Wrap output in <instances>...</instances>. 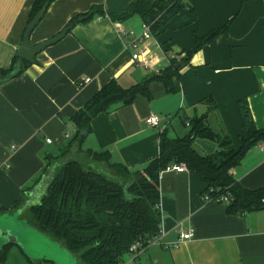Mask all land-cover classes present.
<instances>
[{
	"label": "crops",
	"instance_id": "0c3cea01",
	"mask_svg": "<svg viewBox=\"0 0 264 264\" xmlns=\"http://www.w3.org/2000/svg\"><path fill=\"white\" fill-rule=\"evenodd\" d=\"M134 1L54 0L47 7L31 34L32 45L55 36L94 6H102L106 16L78 21L62 39L37 54L20 75L0 85V208L31 190L53 157L73 154L87 160V150L108 151L112 162L133 170L142 168L159 154L162 131L145 123L150 113L162 117L171 138L189 132L184 117L207 113L211 128L229 135L235 147H240L242 102L256 126L264 129V0H186L192 9L184 8L158 36L145 41L150 67L133 59V51L108 17L123 13ZM34 2L0 0V69L12 65ZM229 21L227 36H218L187 64L178 65L180 77L174 79V92L152 81L150 97L139 94L131 104L97 114L81 149L73 145L67 151L76 131L73 115L106 83L115 79L129 87L160 73L172 59L180 61L186 55L195 34L203 37ZM122 23L126 29L141 32L139 16ZM86 77L90 80L81 84ZM67 131L73 133L71 138L65 137ZM194 146L203 154L217 149L207 139H197ZM233 175L246 189L264 188V152L258 144L233 169ZM205 187L194 170L163 171L160 242L138 254H125L122 264H264V208L230 214L225 204L203 200ZM9 215L18 214L0 211V219ZM22 225L32 229L21 233L16 228L21 244L12 243L6 253H0V264H72L60 246L40 237L30 225ZM186 232H192V238L181 239ZM24 234L43 240V247L28 246ZM5 241L0 238V248Z\"/></svg>",
	"mask_w": 264,
	"mask_h": 264
},
{
	"label": "trees",
	"instance_id": "16d2710c",
	"mask_svg": "<svg viewBox=\"0 0 264 264\" xmlns=\"http://www.w3.org/2000/svg\"><path fill=\"white\" fill-rule=\"evenodd\" d=\"M53 1L35 0L27 25L41 8L48 7ZM184 8L192 9L186 0H136L123 13L108 17L111 21L124 22L139 16L142 22L150 25L156 37ZM83 15L75 19L87 21L97 15L106 16V13L102 6L97 5ZM229 26L230 21L203 37L195 34L192 48L180 61L172 59L163 71L152 73L141 82L129 87H123L115 79L106 83L73 115L76 131L67 151L73 145L81 149L92 132L91 122L97 114L131 104L139 94L150 97L149 84L152 81H160L167 92H174V79L180 77L181 66L178 65L187 64L194 53L218 36H227ZM29 64L16 54L9 68L0 69V85L20 75ZM239 108L243 115L240 147H235L229 135L214 131L206 121L207 113H204L184 117V122L190 127L184 136L171 138L163 129L159 154L136 170L112 162L108 151L87 150L85 163L74 158L55 172L41 203L29 208L28 220L53 242L77 257L80 264H122L123 256L130 253V247L136 241L148 246L149 240L160 232V176L173 165L185 164L187 169L199 174L206 183L202 196L208 194L211 199L228 196V203H219L225 204L230 214L264 208V188L246 189L233 175V169L241 164L246 153L264 140V129L256 126L249 107L239 102ZM197 139L213 141L217 149L211 154H203L194 146ZM88 163L91 168H87ZM99 168L103 171L97 170ZM25 199L26 194L23 193L21 198L8 207H1L0 211L17 209ZM9 245L1 247L0 253H6Z\"/></svg>",
	"mask_w": 264,
	"mask_h": 264
},
{
	"label": "water",
	"instance_id": "95a60500",
	"mask_svg": "<svg viewBox=\"0 0 264 264\" xmlns=\"http://www.w3.org/2000/svg\"><path fill=\"white\" fill-rule=\"evenodd\" d=\"M47 10V7L44 6L41 8L38 13L34 16V18L31 20V22L27 25L25 29V33L23 35V40L21 41V46L17 51V55L30 63L34 62L36 59V55L45 50L48 46L51 44H54L58 42L60 39H62L74 26L75 23L78 22L81 18L74 19L73 21L69 22L66 27H64L58 34L55 36L41 41L37 44H31L30 37L35 29V27L40 23L43 16L45 15V12ZM75 146V145H74ZM76 148V147H75ZM79 159L81 162L85 163L86 159L85 156L82 157H75L73 154H67L64 157H58L56 159L51 160L50 165L48 166L47 170L43 174L42 178L34 185V187L31 190H28L26 192V199L24 203L17 209L12 210L13 212L17 213L19 215V219L23 224H28L34 229H36L38 232H40L36 226L28 220L27 213L31 206L41 203L42 197L47 191V188L51 182V180L54 177L55 172L68 160L71 159ZM17 215V216H18ZM42 233V232H40ZM43 234V233H42ZM46 235V234H44ZM47 236V235H46ZM49 237V236H48ZM0 238H4L6 241L2 245V247L9 243V244H21L20 238H19V230L18 229H12L7 226H1L0 225ZM50 238V237H49ZM51 240V239H50ZM54 244L57 242H53ZM60 246V245H58ZM61 247V246H60ZM62 248V247H61Z\"/></svg>",
	"mask_w": 264,
	"mask_h": 264
},
{
	"label": "built area",
	"instance_id": "2783aa9c",
	"mask_svg": "<svg viewBox=\"0 0 264 264\" xmlns=\"http://www.w3.org/2000/svg\"><path fill=\"white\" fill-rule=\"evenodd\" d=\"M99 18L101 19V16H99ZM113 22L115 23V28H116L117 32L125 41L127 48H129L133 51V59L145 67H150L151 66V60L148 56V49H147V47L144 46L145 41H148V40L154 38V35H153L151 28H150V25L143 22L142 26H141V32L137 34L131 29H126L122 22H120V21H113ZM89 80H90V78L86 77L81 82V84H83L84 82H88ZM145 123L151 127H157L161 131L164 129V125L162 123V117L157 113H150L145 118ZM72 135H73V133L71 131H67L65 133L66 138H71ZM47 142L51 143L52 142L51 138H47ZM258 148L264 152V140L258 143ZM169 168L176 169L178 171H183V170L187 169L185 164H177V165H173ZM203 200L205 202H209V201H215L218 203L220 201H222L223 203L229 202V198L226 195H223L217 199H211V197L208 194H205V195H203ZM263 202H264V200H263ZM161 235H162V230H160V232L157 235L153 236L149 240L148 245L159 243ZM192 236H193L192 232H186V233H183L181 235V239H190V238H192ZM178 244H180V243L178 242V243L174 244V246L177 247ZM146 247L147 246H144L141 243V241H136L130 247V253L131 254H138L140 251H142Z\"/></svg>",
	"mask_w": 264,
	"mask_h": 264
},
{
	"label": "rangeland",
	"instance_id": "374dc122",
	"mask_svg": "<svg viewBox=\"0 0 264 264\" xmlns=\"http://www.w3.org/2000/svg\"><path fill=\"white\" fill-rule=\"evenodd\" d=\"M90 166H91V164L88 163L87 168H89ZM90 168H91V167H90ZM100 169H101V168H99V169H97V170H99V171H103V170H100ZM104 172H105V170H104ZM1 222H2L4 225H6V226H8L9 228H12V229H16L17 227H19L20 230H21V233H24V232H23L24 230H30V229H32V228H30L29 226L24 227V226L22 225L23 223L21 222V220H19V219L17 218L16 215H9V216H6L5 218L0 219V223H1ZM34 230H35V229H34ZM35 231H36L35 233H37L40 237H43V238H45V239H50L48 236H46V235H44V234L38 232L37 230H35ZM22 236L26 239V244H27L28 246L33 247L34 249H37V248H40V247L42 248L43 245H44V241H43V240L35 239V237H33L32 235H30V238L27 236V234H24V235H22ZM55 245L58 246L59 244H58V243H55ZM62 249H63V248H62ZM63 251H64L66 257H71V259H72V264L77 263V259H75V261H74V256H72L71 254H69L65 249H63ZM65 260H66V259H65ZM66 264H71V263H67V261H66ZM78 264H80V260H78Z\"/></svg>",
	"mask_w": 264,
	"mask_h": 264
}]
</instances>
